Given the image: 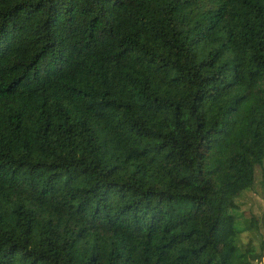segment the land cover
<instances>
[{"label": "trees", "instance_id": "1", "mask_svg": "<svg viewBox=\"0 0 264 264\" xmlns=\"http://www.w3.org/2000/svg\"><path fill=\"white\" fill-rule=\"evenodd\" d=\"M259 184L264 0H0V264H255Z\"/></svg>", "mask_w": 264, "mask_h": 264}, {"label": "rangeland", "instance_id": "2", "mask_svg": "<svg viewBox=\"0 0 264 264\" xmlns=\"http://www.w3.org/2000/svg\"><path fill=\"white\" fill-rule=\"evenodd\" d=\"M257 188L260 193H252L243 205L244 210L248 212L246 224L252 226V230L244 234L242 240L247 244L252 239L255 245L260 246L264 243V233H261L264 230V185L259 184ZM255 264H264V257Z\"/></svg>", "mask_w": 264, "mask_h": 264}]
</instances>
